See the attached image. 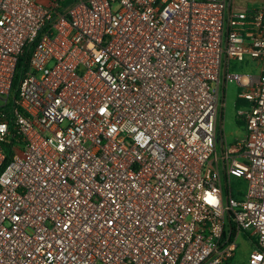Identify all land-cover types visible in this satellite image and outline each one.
Here are the masks:
<instances>
[{"label": "built area", "instance_id": "2783aa9c", "mask_svg": "<svg viewBox=\"0 0 264 264\" xmlns=\"http://www.w3.org/2000/svg\"><path fill=\"white\" fill-rule=\"evenodd\" d=\"M0 264H264V0H0Z\"/></svg>", "mask_w": 264, "mask_h": 264}, {"label": "rangeland", "instance_id": "374dc122", "mask_svg": "<svg viewBox=\"0 0 264 264\" xmlns=\"http://www.w3.org/2000/svg\"><path fill=\"white\" fill-rule=\"evenodd\" d=\"M236 1L238 3L239 9H242L248 0ZM232 70V74H235L236 72L239 73V70ZM240 91L241 86H239L237 83H228L224 86L222 85V97H224L223 99L225 108L223 113V130L222 135L220 134L219 140L223 138V140L229 143H234L236 140H239L245 136L243 120L237 116V110H239L243 105V102L238 99V93ZM245 186V182L233 179V188L235 190H242L245 188Z\"/></svg>", "mask_w": 264, "mask_h": 264}, {"label": "trees", "instance_id": "16d2710c", "mask_svg": "<svg viewBox=\"0 0 264 264\" xmlns=\"http://www.w3.org/2000/svg\"><path fill=\"white\" fill-rule=\"evenodd\" d=\"M29 57H30V53L27 51L25 56L23 58H21V60H20V64H19V67H18V72H17L16 78H15V81H14V85H13L14 94H16L19 81H20L21 77L23 76L25 70L28 67ZM240 101L243 102V105L241 106V108L248 106V102L247 101H245V100H240Z\"/></svg>", "mask_w": 264, "mask_h": 264}, {"label": "crops", "instance_id": "0c3cea01", "mask_svg": "<svg viewBox=\"0 0 264 264\" xmlns=\"http://www.w3.org/2000/svg\"><path fill=\"white\" fill-rule=\"evenodd\" d=\"M243 108V107H242ZM244 123V122H243Z\"/></svg>", "mask_w": 264, "mask_h": 264}]
</instances>
